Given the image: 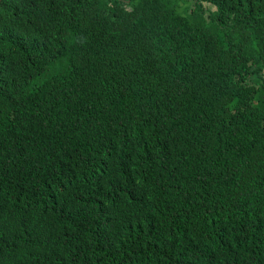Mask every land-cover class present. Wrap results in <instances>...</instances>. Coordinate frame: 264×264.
<instances>
[{
  "label": "trees",
  "instance_id": "1",
  "mask_svg": "<svg viewBox=\"0 0 264 264\" xmlns=\"http://www.w3.org/2000/svg\"><path fill=\"white\" fill-rule=\"evenodd\" d=\"M0 264H264V0H0Z\"/></svg>",
  "mask_w": 264,
  "mask_h": 264
},
{
  "label": "rangeland",
  "instance_id": "2",
  "mask_svg": "<svg viewBox=\"0 0 264 264\" xmlns=\"http://www.w3.org/2000/svg\"><path fill=\"white\" fill-rule=\"evenodd\" d=\"M34 85H36V84L34 83L33 79H31L27 90L31 89Z\"/></svg>",
  "mask_w": 264,
  "mask_h": 264
}]
</instances>
